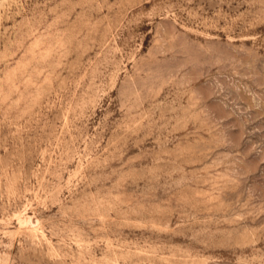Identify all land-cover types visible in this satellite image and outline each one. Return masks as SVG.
Instances as JSON below:
<instances>
[{
  "label": "rangeland",
  "instance_id": "rangeland-1",
  "mask_svg": "<svg viewBox=\"0 0 264 264\" xmlns=\"http://www.w3.org/2000/svg\"><path fill=\"white\" fill-rule=\"evenodd\" d=\"M0 264H264V0H0Z\"/></svg>",
  "mask_w": 264,
  "mask_h": 264
}]
</instances>
